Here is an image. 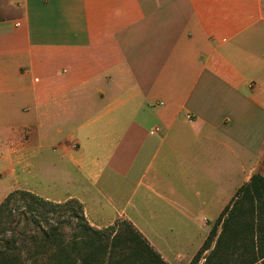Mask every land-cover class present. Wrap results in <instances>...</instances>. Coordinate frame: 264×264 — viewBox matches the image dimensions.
<instances>
[{
  "label": "crops",
  "instance_id": "1",
  "mask_svg": "<svg viewBox=\"0 0 264 264\" xmlns=\"http://www.w3.org/2000/svg\"><path fill=\"white\" fill-rule=\"evenodd\" d=\"M263 147L264 0H0V163L93 227L189 264Z\"/></svg>",
  "mask_w": 264,
  "mask_h": 264
},
{
  "label": "trees",
  "instance_id": "2",
  "mask_svg": "<svg viewBox=\"0 0 264 264\" xmlns=\"http://www.w3.org/2000/svg\"><path fill=\"white\" fill-rule=\"evenodd\" d=\"M72 202H52L23 190L9 192L0 202V264H26L29 244L33 251L29 254L30 264H35L45 254L54 257L53 264H120L118 261L112 262L114 253L121 244L119 240L122 239L116 235V231L111 233V227L114 226L105 229L93 227L87 222L81 205L74 207ZM238 203L247 204L245 213L249 219L243 218L244 211L236 207ZM20 217L26 226L27 223L35 224L37 230L32 235L25 228L17 227ZM65 223L73 227L70 242L64 239L62 229ZM215 223H221V231L214 247L203 256V264H219L224 258L223 248H235L240 235L249 234L254 236V242L245 249L247 254L252 253L254 259L248 262L246 260L243 264H264V176L253 174L247 183L240 186L231 204L223 210ZM121 228V232L128 233V237L132 234L137 240V247L133 249L137 254L133 264H145L146 254L152 255L155 264H167L129 222H122ZM215 231L216 226H213L210 233L213 235ZM111 234L115 235L108 243L107 239ZM50 247L53 248L51 253L47 252ZM82 247L88 250L79 254ZM200 251L202 250L193 256L189 264H198Z\"/></svg>",
  "mask_w": 264,
  "mask_h": 264
},
{
  "label": "rangeland",
  "instance_id": "3",
  "mask_svg": "<svg viewBox=\"0 0 264 264\" xmlns=\"http://www.w3.org/2000/svg\"><path fill=\"white\" fill-rule=\"evenodd\" d=\"M42 154L43 155L45 154L44 150ZM13 167L15 168V175L13 174L14 168H11L10 166L5 165L4 163H0V202L9 192L13 190L27 191L38 197H42L43 199H46L45 197H47L48 195H51V193H54V194L57 193V190H55L51 184L47 183L46 179L42 176L40 170L38 171L39 172L38 177L35 176V173L37 170L36 168L35 170H32V167L30 166V161H27V163H25V165L23 166L14 165ZM253 174H260L264 176V152H262L260 164L254 168ZM33 191L37 192L39 195L36 193H33ZM58 192H62L61 189H59ZM69 200L73 201L72 205L74 207H76L77 204H80V203H77V201L74 199H69ZM66 201H63V202H66ZM63 202H60V203H63ZM21 203L22 202H20V204ZM236 207H239L241 211H244V215H243L244 219H249L245 213V209L247 208L246 203H238ZM20 219H21L20 224L17 225L19 229L25 228L31 235L33 234V232L37 230L34 223H27V226H26L23 218L20 217ZM124 221L125 220L123 219H117L112 225H109V226H114V227H111L112 228L110 230L111 233H114V231H116L117 232L116 235H119L122 238L119 240L121 244L120 246L117 247V250L114 253L112 262L116 263L118 261L120 264H124L125 262L126 263L128 262L127 264H133V260H135L134 257L137 255L136 252L133 250L134 248L137 247V243H136L137 240L133 237L132 234L128 237L129 235L128 233L121 232L122 231L121 223ZM213 226H216L215 233L212 235V233L209 232V235L206 238V242L205 241H204L205 243L203 242V244L205 245L203 244L201 245V247L202 246L204 247L202 248L200 247L197 250V252L199 250H202L200 251V254H199L200 259L198 261V264H203L204 262L203 256L208 254V252L214 247L217 236L219 235L221 231V223H214L212 227ZM72 229L73 227L71 225L65 223L62 230L64 234V239L66 242L71 241ZM102 229H105V228H102ZM201 233H204V232L201 230H198V231L192 230L188 233L181 232L183 236H190L191 238H193L194 241H196V239L199 238L198 236ZM114 235L115 234H111L108 236V239H107L108 243H110ZM240 236L241 237H239L236 241L235 248H231L227 250L223 248L222 252H224L225 250V254H224L223 260L219 261L220 262L219 264H243V262L246 260L248 262L254 259V256L252 255V253L247 254L246 253L247 249H245V247H249L250 244L254 242L252 241L254 240V236H252L251 234L247 236L245 235H240ZM28 248H29V252H28L27 260L25 261L26 264H30L31 260L29 259V254L33 252L31 244L28 245ZM183 249L185 250V248ZM87 250L88 249H86L85 247H82L79 251V254H82L83 252H87ZM52 251H53V248L50 247V250H48L47 252L51 253ZM53 260H54V257H52L51 255L45 254L42 257L38 258L35 264H45V263L47 264L48 262L49 264H53ZM184 261H186V259H184ZM144 262L145 264H155V260L152 258L151 254L145 255ZM258 262H260V260ZM76 264H80V262L78 263L76 262ZM180 264H185V263L181 262Z\"/></svg>",
  "mask_w": 264,
  "mask_h": 264
}]
</instances>
